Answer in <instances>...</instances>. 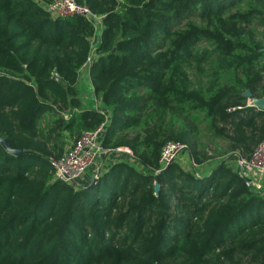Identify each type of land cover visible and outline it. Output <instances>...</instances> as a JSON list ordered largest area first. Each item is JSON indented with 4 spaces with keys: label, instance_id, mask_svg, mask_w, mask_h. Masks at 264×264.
I'll return each mask as SVG.
<instances>
[{
    "label": "trees",
    "instance_id": "obj_1",
    "mask_svg": "<svg viewBox=\"0 0 264 264\" xmlns=\"http://www.w3.org/2000/svg\"><path fill=\"white\" fill-rule=\"evenodd\" d=\"M52 1L0 0V137L24 150L0 144V264H264V194L229 162L264 140L243 96L264 97V0H76L103 16V111L79 89L94 25ZM102 125V147L133 156L88 185L56 180L51 158ZM168 142L223 162L163 168Z\"/></svg>",
    "mask_w": 264,
    "mask_h": 264
},
{
    "label": "built area",
    "instance_id": "obj_2",
    "mask_svg": "<svg viewBox=\"0 0 264 264\" xmlns=\"http://www.w3.org/2000/svg\"><path fill=\"white\" fill-rule=\"evenodd\" d=\"M47 7L54 17L80 14L86 16L93 23L95 33L91 37V54L85 65V68L89 70V66L95 62L97 46L101 42L98 34L105 27L103 16L93 14L88 8L77 5L76 0H53ZM234 110L235 108L229 109L230 112ZM65 116L66 118L70 117L68 113ZM104 130L105 128L102 125L95 131L84 132L71 147L66 149L61 158H51L55 168L54 178L77 185L76 179L86 175L88 169L97 162L101 155L113 152L102 147L101 140ZM115 151L125 152L128 157L133 156L129 148H119ZM182 151H188L187 145L181 142H168L161 152L160 162L162 167L169 166ZM235 155L239 157V172L245 179H248L246 180L248 186L255 192L264 194V140L255 147L250 158L243 157L239 151Z\"/></svg>",
    "mask_w": 264,
    "mask_h": 264
},
{
    "label": "rangeland",
    "instance_id": "obj_3",
    "mask_svg": "<svg viewBox=\"0 0 264 264\" xmlns=\"http://www.w3.org/2000/svg\"><path fill=\"white\" fill-rule=\"evenodd\" d=\"M185 21V20H183ZM103 31L104 29H102L100 31V33L98 34V37L101 38L102 37V34H103ZM91 65V64H90ZM89 66V65H88ZM90 67V66H89ZM91 69V67H90ZM90 69L88 70V76H85V72L84 70L82 69L81 72H80V81H79V89H80V97L86 99V102L88 103V101L90 102V104H94L99 107H102L101 106V102L99 100V98L96 96L95 92H94V86H93V83H92V80H91V76H90ZM85 74V75H84ZM87 81L88 84H84V82ZM248 104H250V100L248 99ZM103 108V107H102ZM75 141L73 140H70L68 139L67 140V144H66V149H68L69 147L72 146V144L74 143ZM125 154V153H124ZM238 155H234V157L230 158L229 162L239 170V159H238ZM128 159V156L125 154V156L123 155H119V156H116L112 159H108V162L107 164L105 163L104 165L100 166L99 165H95L93 164L89 169L88 171L86 172V174L89 172V170L92 169L93 167V177L94 178V181L97 180L101 175H102V172L99 171V173L97 172L98 168H100V170L102 169L103 172L106 171L110 165H112L114 162L116 161H126ZM227 159V158H226ZM174 161H177V162H180L183 166L185 167H193V169L195 170V172L197 173V175L199 176H202V175H210L212 170L214 168H216L220 163L223 162V160H219L217 161L216 159H211L209 160L207 163L203 164V165H200V166H196L195 164H193L192 162V159H191V156H190V151H182L181 153H179L177 156H176V159ZM173 161V162H174ZM196 169H195V168ZM203 177V176H202ZM84 178H85V175L81 178H77L76 179V182H77V185L79 186H84L86 185V183L84 182ZM264 181V180H263Z\"/></svg>",
    "mask_w": 264,
    "mask_h": 264
},
{
    "label": "water",
    "instance_id": "obj_4",
    "mask_svg": "<svg viewBox=\"0 0 264 264\" xmlns=\"http://www.w3.org/2000/svg\"><path fill=\"white\" fill-rule=\"evenodd\" d=\"M262 50L264 51V48ZM243 96L250 100L249 106L255 107L259 111H264V97L262 98L254 97L251 90H246L243 93ZM0 144L11 154L20 155L24 153L23 149H14L8 144V142L4 138H1V137H0ZM96 181L97 180H95L94 182ZM160 188H161L160 184L156 182L155 183L156 194L160 192Z\"/></svg>",
    "mask_w": 264,
    "mask_h": 264
},
{
    "label": "crops",
    "instance_id": "obj_5",
    "mask_svg": "<svg viewBox=\"0 0 264 264\" xmlns=\"http://www.w3.org/2000/svg\"><path fill=\"white\" fill-rule=\"evenodd\" d=\"M84 70V72H85V76H88V69L87 68H84L83 69ZM89 77V76H88ZM84 84H88L87 83V81H85L84 82ZM84 99V98H83ZM84 100H86V99H84ZM249 105V104H248ZM86 106H90V107H92V108H98V109H100V110H102L103 108L102 107H99V106H97L96 107V105H94V104H90V102L88 101V103H87V105ZM125 152H121V151H113V152H110V153H107V154H103V155H101V157L97 160V162L95 163V165H99L100 164V166H102V165H104L105 163L107 164V162H108V159H112V158H114V157H116V156H119L120 154L121 155H123V156H125V154H124ZM116 162H119V161H116ZM115 163V162H114ZM93 167H92V169L91 170H89V172L85 175V178H84V182L86 183V185H88V184H90V183H93L94 182V178L95 177H93V175H94V173H93ZM99 171H102L103 172V170L101 169L100 170V168H98V170H97V172L99 173ZM264 180V179H263ZM264 182V181H263Z\"/></svg>",
    "mask_w": 264,
    "mask_h": 264
}]
</instances>
